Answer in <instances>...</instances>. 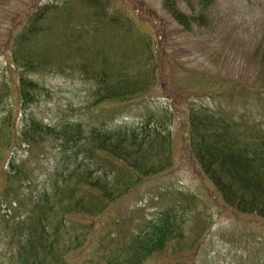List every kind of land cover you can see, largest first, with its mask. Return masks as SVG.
Returning a JSON list of instances; mask_svg holds the SVG:
<instances>
[{"label": "trees", "instance_id": "16d2710c", "mask_svg": "<svg viewBox=\"0 0 264 264\" xmlns=\"http://www.w3.org/2000/svg\"><path fill=\"white\" fill-rule=\"evenodd\" d=\"M116 1L63 0L41 6L34 3L22 20L20 15L11 18L14 32L9 38V57L16 75L10 106H23L24 111L18 119L16 109L8 106L10 111L0 117V198L1 205L18 202L27 208L20 216L15 214L19 206L12 209L10 205L11 214L10 210L8 214L0 211V231L7 239L5 244L14 251L10 259L6 257L7 264H70L64 260L65 232L85 230L87 218L99 216L110 204L133 192L142 179L169 171L173 165L172 115L167 108L159 110L157 116L146 108L138 123L120 124H114L112 119L113 112L120 109L109 108L98 125L89 126L78 119L45 124L24 108L37 102L36 95L45 93L31 76L51 70L64 75L76 67L91 83L93 102L86 108L135 101L140 102L139 108L158 80L163 81L172 57L149 40L143 42L141 52L135 51L136 44L112 51L103 48L108 37L104 25L119 28L118 18H122V30L131 32L126 25L133 20ZM178 1L160 0L166 16L187 32L205 29L206 34L210 33L207 20H216L208 8L212 0H180L184 1L183 8ZM135 2L136 8L129 10L139 21H159L151 8ZM72 9L81 10L77 12L86 17L93 31L85 27L77 30L75 22H70ZM96 42L100 43L98 47ZM256 48L255 53H261L255 61V80L249 87L253 112L226 111L203 104L213 105L235 93L243 96L247 92L243 82L229 76L207 75L185 67V72L201 75L200 83L195 85L201 90L183 94L179 84L178 88L169 84L167 90L184 107L188 154L223 204L235 213L264 220V102L260 100L264 95L257 91H264V35ZM182 49L179 47L177 56L179 51L184 56ZM89 56L97 69L89 68ZM5 88L0 89V106ZM48 149L59 160L54 154L47 159ZM21 151L33 156V161L27 162ZM36 164L43 179L36 176ZM158 195L164 199L156 215L136 226H131V221L112 222V232H107L106 239L99 243L95 259L83 264H145L148 257L182 238L188 211L173 203L171 197Z\"/></svg>", "mask_w": 264, "mask_h": 264}, {"label": "rangeland", "instance_id": "374dc122", "mask_svg": "<svg viewBox=\"0 0 264 264\" xmlns=\"http://www.w3.org/2000/svg\"><path fill=\"white\" fill-rule=\"evenodd\" d=\"M48 1L59 3L63 0H0V89L7 87L2 95L4 99L0 106V117H4L10 111L8 109L11 103L9 95H13V80L16 75L12 71L13 64L9 57L11 54L9 38L14 32L11 18L20 15L19 19L22 20L34 3L41 6L49 3ZM138 1L151 8L159 21H153L150 24L138 21V18L135 17L131 25H126L127 29L133 28L131 33L123 31L122 24L125 23L122 18H118L119 28L109 24L104 25L103 30L108 34V37L105 39L107 46L103 48L106 51H112L115 48L126 49L136 44L135 51L141 52L144 47L143 42L149 40V43L154 46L163 48L165 54L171 55L172 59L165 69L163 81L158 80L155 89L142 99L139 108H137L140 103L138 101L127 105H105L103 103L97 108H86L89 103L93 102L89 92L91 83L85 80L78 70H75L76 67H73L70 72H65L64 75L58 73L57 70H51L52 72L31 76L33 81L44 89L45 93L36 95L37 102L24 108L28 113L43 120L45 124H57L61 121L78 119L85 126L98 125L99 120L105 116L106 109L109 108L120 109L113 112L114 124L138 123L144 118L141 112L146 108L156 116L160 114L159 110L167 108L172 115L170 131L173 138L174 159L171 169L142 179L133 192H129L127 196L122 197L116 203L110 204L102 214L94 218H87L85 222L89 225L85 230L69 229V232H65L62 241L66 248L64 260L70 264L93 261L94 254L99 252V250L97 251L99 243L106 239L107 232H112L110 226L112 222L130 223L131 221V226L140 225L141 222L152 218V215L159 209L164 198L158 194H165L172 198L173 203L188 211V217L182 227L183 236L167 244L160 253L148 257L145 264H264V220L235 213L223 205L213 186L200 173L188 154L184 107L167 90L169 84L173 88H178L177 84H179L183 94L190 93L191 89L201 90V86L199 88L195 86L200 83L198 80L201 75H191L189 72H185L187 71L185 67L199 73L203 71L207 75L229 76L237 81H243L247 86L252 84L255 80V72H257L255 61L261 53L260 50L255 53L256 46L262 42L264 35V0H212L208 8L216 20H207L206 26L209 24L212 29L208 34L205 33V29L202 31L191 30L190 32L184 30L166 16L160 0ZM117 2L127 15H134L127 9L136 8L135 0H118ZM183 3L184 1L179 0L177 5L183 8ZM71 11L70 22H75L77 30L81 31L79 27H85L88 31H93V26L87 23L86 17L79 15L80 9ZM106 12H110V9H107ZM140 32L143 38L140 36ZM116 36H119L117 41L115 40ZM99 44L96 42L95 47H98ZM83 45L87 46L86 41ZM179 47L185 50L184 56L181 51H179L180 56H177ZM101 50L103 51V49ZM126 56L131 58L130 54ZM86 58H88L89 68L97 69V64L91 63L93 57ZM80 63L81 61L78 64ZM261 77L263 78L264 75L262 74ZM189 84L190 88L186 89L185 86ZM225 99L224 101L219 100L220 104L212 105L205 102L203 104L213 108L220 106L226 111L234 109L237 112L255 111L252 103L253 97L249 91L243 96L235 93ZM260 100L264 102L263 97ZM11 106L16 109L14 112L16 118H21L22 113L20 112L24 111L23 106L20 109L14 104ZM262 111L264 113V110ZM109 124L111 123L109 122ZM20 153L26 154L23 151ZM47 154V159L54 154L55 157L57 156L55 159L59 160V156L49 149ZM24 158L27 162L33 161V156L30 154H26ZM34 168L35 172L38 170L36 176L40 177L39 180L43 179V176L39 175L38 168L40 166L38 167L36 164ZM10 205L13 209L18 207L19 203L1 205L0 198L2 213L8 214V210H10L9 214L13 213ZM18 208L15 212L16 216L23 215L27 206L22 204ZM76 239L80 242H77ZM6 240L4 233L0 231V262L2 264H7L6 257L9 256L10 259L14 252L12 247L5 244Z\"/></svg>", "mask_w": 264, "mask_h": 264}]
</instances>
